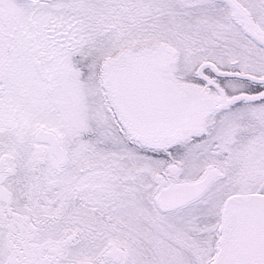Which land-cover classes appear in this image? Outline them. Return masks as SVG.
<instances>
[{"label":"snow or ice","instance_id":"snow-or-ice-1","mask_svg":"<svg viewBox=\"0 0 264 264\" xmlns=\"http://www.w3.org/2000/svg\"><path fill=\"white\" fill-rule=\"evenodd\" d=\"M0 264H264V0H0Z\"/></svg>","mask_w":264,"mask_h":264}]
</instances>
